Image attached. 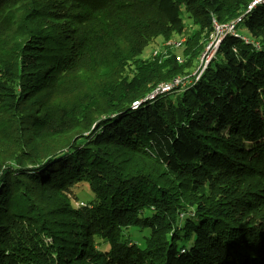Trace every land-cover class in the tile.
Listing matches in <instances>:
<instances>
[{"label": "trees", "instance_id": "16d2710c", "mask_svg": "<svg viewBox=\"0 0 264 264\" xmlns=\"http://www.w3.org/2000/svg\"><path fill=\"white\" fill-rule=\"evenodd\" d=\"M252 1L0 0V264H264ZM242 16L199 80L131 108ZM175 36L185 63L143 58ZM78 185L94 195L80 207Z\"/></svg>", "mask_w": 264, "mask_h": 264}, {"label": "rangeland", "instance_id": "374dc122", "mask_svg": "<svg viewBox=\"0 0 264 264\" xmlns=\"http://www.w3.org/2000/svg\"><path fill=\"white\" fill-rule=\"evenodd\" d=\"M232 22H235V21H232ZM232 22H230L228 24H231ZM186 23L189 26V33L198 29V27L196 25L191 24L190 20H186ZM220 25H227V24H220ZM213 30L215 31L214 25H213ZM235 32H236V30H235ZM236 34L237 33H235V35ZM213 40H214V32L211 33L209 39L206 41V43L204 45V50H203L202 55L200 57V61L195 66L194 70L191 71L192 72L191 76H189V75L179 76L181 79H186V78L190 79V77H193L196 79V77H198L200 75V73L197 71H200L201 69H202V75H203L204 71L206 70V68L208 66V62L209 63L211 62L212 58L215 56V54L217 52V50L213 46L209 47ZM203 41L205 42V39ZM185 44H186V37L185 36H175L173 39H170V40H162L161 38H159V39H156L153 43H151L146 48V50L143 54V58L144 59H150V58L153 59L155 57L156 58L159 57L160 55H163L165 58H171V56H173V59H175L179 64H183L186 62V57L184 55ZM171 97L174 98V95H171ZM149 101H151V99ZM73 195L75 197H77V199H78L77 201H75V204L78 207L84 206V204L90 203L91 201L94 200V195L91 193V191L88 189V187L86 185H78L77 187H75L73 189ZM127 232H130L132 239L136 240L139 244H141L144 241V237L148 231L140 232L137 229H130ZM101 249H106V248L104 246H102Z\"/></svg>", "mask_w": 264, "mask_h": 264}, {"label": "bare ground", "instance_id": "6f19581e", "mask_svg": "<svg viewBox=\"0 0 264 264\" xmlns=\"http://www.w3.org/2000/svg\"><path fill=\"white\" fill-rule=\"evenodd\" d=\"M254 1H256L254 3ZM254 3V4H253ZM264 3V0H253L247 7L245 13L243 16L251 13V11L253 9H255L259 4H262ZM243 16L238 18L235 22H232L231 24H227V25H220L219 23H217L215 20L213 21V25H214V28H215V31H214V40L212 41V43L216 40V37L218 35V32H220V26H232V31L234 32H223L219 35L218 39L216 40V50L219 48V45L221 43V41L223 40V38L231 33V34H234L235 35V27L237 24H239L242 19H243ZM212 43L210 44V46L212 45ZM209 46V47H210ZM209 64V62H208ZM198 72V71H197ZM196 72V73H197ZM202 75V69L200 70V77ZM178 79H181L180 77H177L175 79H173L172 81L168 82V83H165V84H161L159 85L151 94H149L146 98H144L143 100H140V101H135L132 105V109H137L142 103H145L147 101H149L151 99V101H153L156 96H159V95H162V94H168V93H172L174 91H177L179 89H181V87H184L186 86L187 84H189L191 82L190 79L186 78V79H182V80H187L186 83L183 84V86H179V85H171L173 83V81H176ZM155 93V94H154ZM154 94V95H152ZM152 95V96H151Z\"/></svg>", "mask_w": 264, "mask_h": 264}, {"label": "built area", "instance_id": "2783aa9c", "mask_svg": "<svg viewBox=\"0 0 264 264\" xmlns=\"http://www.w3.org/2000/svg\"><path fill=\"white\" fill-rule=\"evenodd\" d=\"M256 1H254V3H255ZM253 3V4H254ZM223 32H234V31H232V26H220V32H218V35H217V37H216V40L218 39V37H219V35L221 34V33H223ZM216 40L212 43V45L210 46V47H214L215 49H216ZM199 73H200V71H198ZM199 78H200V75L198 76V77H196V79L195 80H199ZM191 80V79H190ZM187 82V80H182V79H178V80H176V81H173V83L171 84V85H179V86H183V84L184 83H186ZM155 94V93H154ZM154 94H152V95H154ZM151 95V96H152Z\"/></svg>", "mask_w": 264, "mask_h": 264}, {"label": "water", "instance_id": "95a60500", "mask_svg": "<svg viewBox=\"0 0 264 264\" xmlns=\"http://www.w3.org/2000/svg\"><path fill=\"white\" fill-rule=\"evenodd\" d=\"M236 20H237V19H236ZM236 20H235V21H236ZM133 103H134V102H133ZM133 103H132V105H133ZM131 108H132V106H131Z\"/></svg>", "mask_w": 264, "mask_h": 264}]
</instances>
